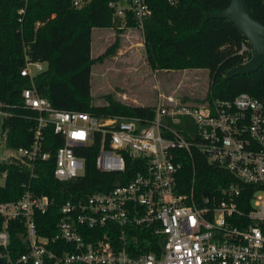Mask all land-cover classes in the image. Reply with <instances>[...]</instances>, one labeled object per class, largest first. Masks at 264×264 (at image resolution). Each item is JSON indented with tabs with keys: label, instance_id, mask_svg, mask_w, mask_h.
<instances>
[{
	"label": "built area",
	"instance_id": "built-area-1",
	"mask_svg": "<svg viewBox=\"0 0 264 264\" xmlns=\"http://www.w3.org/2000/svg\"><path fill=\"white\" fill-rule=\"evenodd\" d=\"M87 0H72L80 6ZM114 17L126 14L142 32L146 0H110ZM22 11V9H20ZM249 43L237 52L246 60ZM45 66L24 53L19 73L31 78ZM161 95L162 99H158ZM21 105L36 111L28 146L9 147L6 161L24 164L29 178L43 148V127L61 137L54 150L52 174L63 180L84 171L79 150H93L94 167L123 172L125 158L139 160L140 169L122 183L67 199L59 206L52 234L36 229L33 215L51 199L24 184L16 200L0 201V259L29 264H264V90L239 91L228 98L205 97L176 102L158 94L151 115L107 114L58 109L36 93L21 90ZM0 102V118L10 115ZM5 137L0 142L5 146ZM201 152L208 163L235 180L200 194L194 191L195 170L187 186L177 178L181 158ZM185 187L183 191H180ZM249 187V200L240 191ZM18 220L26 249L12 256L8 220ZM152 246L154 250H143Z\"/></svg>",
	"mask_w": 264,
	"mask_h": 264
},
{
	"label": "trees",
	"instance_id": "trees-1",
	"mask_svg": "<svg viewBox=\"0 0 264 264\" xmlns=\"http://www.w3.org/2000/svg\"><path fill=\"white\" fill-rule=\"evenodd\" d=\"M110 0H87L80 6L72 0H0V102L10 115L0 118V136L5 146H28L31 141L36 111L21 105V90L33 86L58 109L88 111L98 115H151V105L129 104L117 99L111 92L103 95L105 102H91L90 73L92 28H113L117 36L125 27L135 26L126 14L123 21L113 16ZM252 17L264 24V0H246ZM148 13L142 25V43L145 59L154 69L205 68L209 84L205 97L228 98L239 91L260 95L264 90V65L245 74L223 79L227 68L241 61L237 48L243 36L226 19L204 18L208 11L223 8L229 0H146ZM22 9V11H20ZM115 46V41L105 53ZM24 53L31 60L43 61L45 66L31 78L19 73L24 64ZM199 100V98H194ZM43 148L49 152L45 160H37L29 178L24 164L0 161V201L16 200L24 184L37 194L51 199L44 212L33 215L36 229L42 234L55 231L59 206L67 199L83 198L94 190L106 189L122 183L139 170V160L125 158L123 172H103L94 167L95 151L79 150L84 156V171L76 177L59 180L52 174L55 148L61 137L49 124L43 127ZM191 163L194 164V191L200 194L217 185L235 180L223 168L210 164L201 152L193 151L192 158L183 156L178 170V181L187 186ZM185 187L179 188L183 191ZM251 189L240 191L244 199ZM3 217L0 214V226ZM9 250L12 256L26 249L21 223L7 222ZM154 250V247H143ZM0 264H9L0 259ZM24 264V263H15ZM29 264V263H26Z\"/></svg>",
	"mask_w": 264,
	"mask_h": 264
},
{
	"label": "rangeland",
	"instance_id": "rangeland-1",
	"mask_svg": "<svg viewBox=\"0 0 264 264\" xmlns=\"http://www.w3.org/2000/svg\"><path fill=\"white\" fill-rule=\"evenodd\" d=\"M93 30L90 51L95 59L90 73L92 103H104L103 95L108 92L129 104L151 106L156 103L158 94L171 95L176 102H195L194 98L205 95L209 84L207 69L151 68L145 59L140 29L125 27L117 36L113 28L95 27ZM114 41L115 46L105 53ZM158 99H162L161 95ZM7 152L11 153V148L0 142V161L7 158Z\"/></svg>",
	"mask_w": 264,
	"mask_h": 264
},
{
	"label": "water",
	"instance_id": "water-1",
	"mask_svg": "<svg viewBox=\"0 0 264 264\" xmlns=\"http://www.w3.org/2000/svg\"><path fill=\"white\" fill-rule=\"evenodd\" d=\"M210 17L224 18L229 21L250 45L246 60L227 68L223 79L248 73L264 65V24L252 17L246 0H229L223 8L205 13V19Z\"/></svg>",
	"mask_w": 264,
	"mask_h": 264
},
{
	"label": "crops",
	"instance_id": "crops-1",
	"mask_svg": "<svg viewBox=\"0 0 264 264\" xmlns=\"http://www.w3.org/2000/svg\"><path fill=\"white\" fill-rule=\"evenodd\" d=\"M94 28H92L93 30ZM97 29V28H96ZM94 31V30H93ZM92 38H93V34H92V31H91V46H92ZM91 84V83H90Z\"/></svg>",
	"mask_w": 264,
	"mask_h": 264
}]
</instances>
